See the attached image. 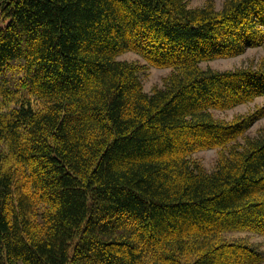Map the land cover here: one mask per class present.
Instances as JSON below:
<instances>
[{
	"label": "trees",
	"instance_id": "1",
	"mask_svg": "<svg viewBox=\"0 0 264 264\" xmlns=\"http://www.w3.org/2000/svg\"><path fill=\"white\" fill-rule=\"evenodd\" d=\"M0 19V264L264 262V104L214 114L264 97V60L200 65L264 46V0H0ZM149 67L170 69L151 94Z\"/></svg>",
	"mask_w": 264,
	"mask_h": 264
},
{
	"label": "rangeland",
	"instance_id": "2",
	"mask_svg": "<svg viewBox=\"0 0 264 264\" xmlns=\"http://www.w3.org/2000/svg\"><path fill=\"white\" fill-rule=\"evenodd\" d=\"M189 8H198L202 7L206 0H186ZM217 9H220L224 0H213ZM6 19H0V26H4L6 24ZM119 60L126 61H134L139 63H144V60L136 53L127 52L120 57ZM259 59L264 60V46L258 48H250L246 50L243 54L226 59H216L209 62H202L200 65L202 68H210L213 70L219 71H231L237 68H243L247 66L249 63L252 64V67L255 68L259 64ZM170 69L167 68H155L149 67L148 70L140 75L143 90L147 94H151L155 89L163 88L164 79L169 74ZM264 104V97L257 98L254 102H250L247 104L239 105L234 109L227 111H215L214 114L219 119H225L226 121H230L234 119L238 115L249 114L257 106H261ZM264 133V118L254 122L250 129L248 130V135L250 137L258 136L259 134ZM196 160H198L204 168L211 172L214 169V163L216 159V151L215 150H206L198 152L194 155ZM250 240L264 246V239H259L257 236H249ZM261 264H264L261 263Z\"/></svg>",
	"mask_w": 264,
	"mask_h": 264
}]
</instances>
